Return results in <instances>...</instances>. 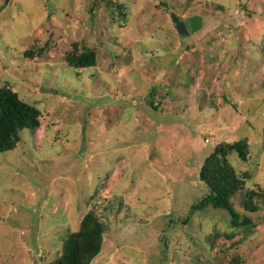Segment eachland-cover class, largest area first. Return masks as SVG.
<instances>
[{"label":"rangeland","instance_id":"1","mask_svg":"<svg viewBox=\"0 0 264 264\" xmlns=\"http://www.w3.org/2000/svg\"><path fill=\"white\" fill-rule=\"evenodd\" d=\"M0 88L40 113L0 155V264L51 263L89 211L90 264H264V0H0ZM242 140L252 226L190 213L204 160Z\"/></svg>","mask_w":264,"mask_h":264},{"label":"trees","instance_id":"2","mask_svg":"<svg viewBox=\"0 0 264 264\" xmlns=\"http://www.w3.org/2000/svg\"><path fill=\"white\" fill-rule=\"evenodd\" d=\"M68 63L76 69L92 67L94 54L89 51L78 60L70 59ZM149 105L156 110L151 101ZM39 117V111L22 102L16 93L0 88V155L16 149L19 135L23 131H35L40 125ZM232 152L244 162L247 157L245 141L215 148L204 160L199 171V181L206 186L208 193L191 207L190 213L208 207L222 210L229 215L232 227L248 228L252 222L246 218L240 220L230 201L234 194L243 190L244 185L228 164L227 156ZM257 197L259 194L255 191H246L241 200L243 209L255 213L258 209L255 203ZM103 233V222L95 212L89 211L83 216L79 230L70 234L62 243L59 257L49 264H90L101 251Z\"/></svg>","mask_w":264,"mask_h":264},{"label":"water","instance_id":"3","mask_svg":"<svg viewBox=\"0 0 264 264\" xmlns=\"http://www.w3.org/2000/svg\"><path fill=\"white\" fill-rule=\"evenodd\" d=\"M170 19L179 35L194 33L201 26L200 18L197 16L187 18L185 21H180L174 14H171Z\"/></svg>","mask_w":264,"mask_h":264}]
</instances>
